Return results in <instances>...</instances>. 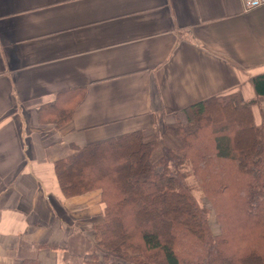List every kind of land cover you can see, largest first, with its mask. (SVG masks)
Wrapping results in <instances>:
<instances>
[{
  "label": "crops",
  "instance_id": "0c3cea01",
  "mask_svg": "<svg viewBox=\"0 0 264 264\" xmlns=\"http://www.w3.org/2000/svg\"><path fill=\"white\" fill-rule=\"evenodd\" d=\"M263 73L264 3L0 0V264H87L105 206L100 190L62 192L54 164L74 146L230 92L261 125ZM76 100L58 126L51 105Z\"/></svg>",
  "mask_w": 264,
  "mask_h": 264
},
{
  "label": "trees",
  "instance_id": "16d2710c",
  "mask_svg": "<svg viewBox=\"0 0 264 264\" xmlns=\"http://www.w3.org/2000/svg\"><path fill=\"white\" fill-rule=\"evenodd\" d=\"M252 84L264 96V73ZM80 100L51 105L58 126ZM253 104L238 92L214 95L163 129L74 146L55 161L66 197L101 191L103 219L86 263L101 264V252L106 264H264V121L256 123ZM195 189L211 203L219 233Z\"/></svg>",
  "mask_w": 264,
  "mask_h": 264
},
{
  "label": "rangeland",
  "instance_id": "374dc122",
  "mask_svg": "<svg viewBox=\"0 0 264 264\" xmlns=\"http://www.w3.org/2000/svg\"><path fill=\"white\" fill-rule=\"evenodd\" d=\"M254 105V104H253ZM255 112L257 115H259L260 111H259V107L257 105H255ZM176 119L175 117L172 119L174 120ZM183 119V118H182ZM166 124V123H164ZM164 124H161V125H156L153 129L154 130H159V129H163L164 128ZM152 134V133H151ZM164 141L170 145V146H176L175 142L169 137V136H164L163 137ZM190 182L192 184H195L193 178H189ZM194 193H195V196L196 198L199 200V202L201 203V205L207 207L208 209L211 210V215H210V224L214 230L215 233H219V225L217 223V221L215 220V216H214V212H213V207L211 206V203L209 202V200L204 196V194L198 190V189H195L194 190ZM102 220V216H99V219L98 220H94V221H101ZM91 231V234H92V237H93V247H92V250L94 249V247L96 248V244H97V237H96V233L94 231V228ZM91 250V251H92ZM90 251V252H91ZM99 262H101V264H106L105 261L103 260V253L99 252Z\"/></svg>",
  "mask_w": 264,
  "mask_h": 264
},
{
  "label": "built area",
  "instance_id": "2783aa9c",
  "mask_svg": "<svg viewBox=\"0 0 264 264\" xmlns=\"http://www.w3.org/2000/svg\"><path fill=\"white\" fill-rule=\"evenodd\" d=\"M248 7L258 6L264 3V0H245Z\"/></svg>",
  "mask_w": 264,
  "mask_h": 264
}]
</instances>
